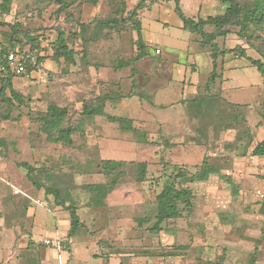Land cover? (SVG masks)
<instances>
[{
  "label": "rangeland",
  "instance_id": "374dc122",
  "mask_svg": "<svg viewBox=\"0 0 264 264\" xmlns=\"http://www.w3.org/2000/svg\"><path fill=\"white\" fill-rule=\"evenodd\" d=\"M218 2L224 10V1ZM115 3L119 4L115 0H99L95 4L78 0L66 13L57 15L56 0H12L8 14L0 16L3 42L10 39L12 25L14 36L21 41L26 31L35 35L44 32L52 37L56 28H61L75 52L73 61L54 59L51 45L44 37L40 49L44 56L42 66L30 77L13 78L20 99L12 104L0 102V114L10 116L8 120H0V214L9 222L19 223L28 206L47 213L51 219H54L51 214L58 210L61 213H55L59 214L56 220L64 228L66 223L70 226L69 211L74 209L81 221L70 235L69 252L41 244L45 233L54 236V229L38 230L33 237L36 244L31 241L30 250L23 252L22 257L32 264L52 251L48 257L55 264L59 260L61 264H254L264 255V184L246 178L239 187L231 170L252 167L254 176L262 178L255 172L263 166V159L252 156L251 150L260 138L264 140V86L252 95L250 88L243 87L245 79L234 71L225 72L226 76L232 74V81L225 84L223 93L218 92L216 85L207 91L210 112L204 118L199 140L207 150V160L217 161L220 155L228 170L221 181L217 173L204 181L176 179L178 170L173 165L180 166L177 161L185 158L188 174L193 173L199 151L184 148L187 153L184 151L182 156L178 150L165 148V138L150 137L149 133L150 142H137L117 121L108 119L116 116L113 108H105L93 117L81 115L82 106L100 97L112 79L111 73L119 68H163L156 78L165 81V85L153 94L160 104L190 94L180 81L182 69L177 63L182 65L188 48L199 44L198 36L177 27L180 18L174 11V2H168L172 7L165 12L154 6L141 17L145 25L149 23L145 27L150 38L147 49L160 46L162 53H153L138 64L123 67L121 62L133 57L135 46L131 37L135 32L122 21ZM134 4L128 1L125 11ZM111 19V23L118 21L113 30L97 24ZM80 23L86 25L84 38L79 34ZM231 29L226 44L243 45L246 55L264 62V25L251 29L243 38L236 27ZM243 58L247 59L242 57L240 61ZM206 76L204 73L201 78ZM124 86L128 88L126 83ZM232 102L236 104H229ZM52 103L67 108L66 124L77 125L70 145L49 142L39 130L37 118ZM214 110H220L219 117ZM233 110L239 111L231 113ZM189 125L195 132L192 122ZM256 129L263 131L262 137L253 134L249 141L251 131ZM102 159L146 161V179L134 181L133 169L126 168V175L101 198V205L95 206L92 201L96 193L87 185L107 180L100 169ZM20 162L37 170L33 177L41 188L27 179L25 168L18 165ZM168 183L189 187L192 203L189 208L179 204V217L166 219L155 227L156 197ZM62 230L66 235L69 233V228ZM15 255L19 256V252Z\"/></svg>",
  "mask_w": 264,
  "mask_h": 264
},
{
  "label": "trees",
  "instance_id": "16d2710c",
  "mask_svg": "<svg viewBox=\"0 0 264 264\" xmlns=\"http://www.w3.org/2000/svg\"><path fill=\"white\" fill-rule=\"evenodd\" d=\"M12 0H1L0 3V16H4L9 12V6ZM78 0H56L57 8L55 13L57 15L61 13H66L73 4ZM88 3L95 4L99 0H85ZM119 4H116V12L122 14V21L126 24H129L132 30L136 33V39L134 42V54L133 57L127 61H122L120 66H128L132 63L141 60L147 54V48L142 38L141 33V22L139 19V11L146 6L147 0H135V4L129 10L125 11L126 0H115ZM174 2V11L179 16L183 23V28L189 32L195 33L198 36L199 45L207 49L210 52V57L213 64V69L209 73L207 81L204 85L203 90L197 92L196 95L187 99L185 103L187 106V111L191 113V116L199 118L198 130L202 134V129H204V118L210 112L207 109V91H209L213 85H216L217 80L222 78V70L224 57L228 53H235L238 56L245 57L249 60L250 64L254 66L257 71L264 76V62L259 59H254L246 55L245 48L243 45H235L231 49H226L224 44V39L232 31L231 27L237 28V34L240 37H245L250 33L251 29H256L264 25V0H248L246 2H239L237 0H223L226 4L225 9L222 13L209 15L206 18H189L186 17L179 5L180 0H172ZM113 19L107 21H99L97 24L105 26L109 29H115L118 21L111 23ZM2 23V22H0ZM6 24V23H3ZM57 33L55 36H45L43 33L34 34L31 32H24L25 39L22 41L16 38L14 35L15 28L12 25L10 34V39L6 42L0 39V44L3 50L6 49H15L17 51L24 50H36L40 54V49L44 45L42 39L47 37L46 40L51 45V51L54 59L63 58L65 61H73L74 59V49L70 47L66 34L61 28H56ZM86 25L80 23L79 25V34L84 38V31ZM41 38V40H40ZM264 47V42L262 43ZM44 56H38V66L37 69L42 66ZM133 66V65H132ZM131 66V67H132ZM16 74L12 71H8L4 77H0V102H5L12 104L15 101L20 99L18 91L13 87V78ZM24 76V75H23ZM218 92L220 93V84L217 86ZM116 92L106 91L102 92L100 97L90 100L88 103H85L82 106L81 115L85 117H93L96 114L103 113L104 105L106 100H113ZM120 94V93H119ZM134 93L129 92L126 96H132ZM219 97V96H218ZM206 100V101H205ZM210 101V100H208ZM213 104L217 103L216 101H211ZM218 104V103H217ZM219 109V107H218ZM218 117L220 115V110L216 111ZM239 110H233L231 113L238 112ZM193 112V113H192ZM68 116V110L64 106H58L56 104H50L47 107L45 113L41 114L38 118L39 130L45 134V138L49 142L53 143H63L70 145L72 143L71 135L78 128L76 124H66L65 118ZM9 114H0V120H8ZM109 120L117 121L119 127L123 130L129 131L132 134V137L137 142L148 143V133L145 130H140L133 126L132 121L121 116H108ZM253 134L250 133L249 141H251ZM165 148L169 147L171 144L163 139ZM199 140V139H197ZM2 143V140H0ZM199 142H201L199 140ZM252 156H257L263 159V168H264V140L256 143L252 150ZM18 165L23 166L26 170L27 179L38 188H41L39 184L33 177L34 172L37 170L30 165H27L25 162H20ZM131 167L133 169V180L137 182H142L146 179L147 175V163L146 161H126V160H116V159H102L100 163V169L103 175L107 178L105 182L98 184H89L87 188L95 191L96 196L93 199V204L95 206L101 205V198L105 197L117 184V182L123 178V175H126V168ZM174 169L178 170L175 178L180 180L181 178L185 179L188 182L192 181H204L210 174L217 173L218 169L216 166L207 160L206 157L202 159V162L199 165L195 166V171L188 174V167L176 166L173 165ZM188 174L189 177H186ZM186 177V178H185ZM261 177L264 178V171L261 174ZM53 193L57 191L53 190ZM192 200V191L189 187H180L174 183L165 184L160 193L156 197L157 202V213L155 215L156 225L166 219L176 218L180 216V209L178 208L179 204H182L184 208H189L191 206ZM70 226L69 233L66 235V239L70 238L80 225L81 221L78 214L74 209H70Z\"/></svg>",
  "mask_w": 264,
  "mask_h": 264
},
{
  "label": "crops",
  "instance_id": "0c3cea01",
  "mask_svg": "<svg viewBox=\"0 0 264 264\" xmlns=\"http://www.w3.org/2000/svg\"><path fill=\"white\" fill-rule=\"evenodd\" d=\"M128 1L130 0H126L127 3ZM132 1L135 3V0ZM171 1L172 0H147L146 6L139 11L141 33L146 48H148L147 41H150V38L147 35L145 27H148L149 23L147 22L145 25L141 17L146 10L152 9V7L154 6H158V9L160 11L163 10L165 12L167 9H169L168 7H172L168 3ZM196 3V1L189 0L179 1L180 8L186 17L193 19L206 18L209 15L219 14L223 12L218 0H199L198 3ZM185 9H188V11H190L189 14H187L188 12L187 10L185 11ZM163 23L168 24V22H166L165 20H163ZM176 25L179 29L182 30V32L187 31L183 28L181 19L177 21ZM229 35H227V37L224 39L226 49H231L236 44H238L235 43L234 45L228 46L226 42H228V39H230ZM131 38L134 41L136 39V33L135 35H132ZM156 49H159L158 53L155 52ZM189 49L190 48H188V50L184 53V56L186 58L184 59L182 65L180 63H177L182 69L180 81L185 84L186 90L190 92L189 95L166 105L160 104L153 99V94L154 91H156L160 86L165 85V81L160 82L157 80L158 78H156V76L160 75L159 73L163 68H159V70L141 69L138 68V66L137 68H119L111 73L112 79L110 80L109 84H106V86H104L105 88L103 89V92H116L113 100H106L104 111L105 108H113L116 116L127 117V119H130L132 121L134 127H143L144 130L149 133L150 137L161 136L162 138H165L171 144L169 147H167V149H171V151L178 150L179 153L182 154V156L184 154V151H186L184 150V148H193V152L199 151L197 152L199 153V160L195 163L196 166L202 162V159L204 157H207V150L204 147L203 143H201L202 141L199 142V140H197L201 136L197 127L199 118L191 116V113L187 111L188 105L185 103V101L196 95L197 92L203 90L208 75L213 69V64L210 57V52L207 49L202 48L199 44L196 45V47H194L193 49ZM153 53L161 54L162 48L160 46H155L151 51L147 49V54L135 64H138L140 61L147 59V57L149 55H153ZM241 59L242 56H238L235 53H228L225 55L223 70L221 72L222 78L221 80H217L215 82L216 86L220 84V93H223L225 84L232 81V74L226 76L225 72H239L241 74V77H243L247 82L246 86L243 87L250 88L252 91V95L255 94V90L257 92V90L264 86V78L262 77L263 75H261L257 71V69L250 64L249 60L243 58L244 60L240 61ZM204 73H207L206 78H201V75H203ZM124 83H126L128 87L127 89L124 86ZM131 91L134 94L132 96H126V94ZM248 103L250 102H247L245 104ZM229 104L233 105L236 103L232 102ZM191 122L193 124V127L195 126V132L193 131L192 127L190 128L189 124H191ZM251 132V134H255L256 137H262L263 131H259L256 129L255 132ZM173 140H185L187 142H191L185 144V142L182 143L181 141L180 143H177L176 141L175 143V141ZM259 141H262V138H260ZM179 148H181V150H179ZM185 153H187V151ZM218 157L219 158L217 161H213L211 159H209L208 161L212 162L218 169L217 175L220 178L219 181H221L224 178V172L228 170V164L225 162L222 156L219 155ZM184 159L185 158H180L177 163H179L180 166L187 164L186 160ZM253 170L254 169H252V167H234L231 170V176L235 182V185L241 187L243 180H245L246 178L251 180V182L260 181L264 184V178L255 177ZM263 171V166L260 168L258 167L255 174L261 175ZM5 180L8 181L7 178H5ZM8 183L11 184L13 182L10 181ZM5 188L6 187L4 186V189ZM24 212L25 214L22 216L19 223H15L14 221L9 222L6 216L4 217L0 214V264H29L27 259L25 257H22V254L23 252H27L30 250L31 245L29 244L31 241L35 243L33 237L38 230L46 232L51 229L55 230L54 236L47 233L43 235L42 239L40 240L41 244L43 245H45L43 242L45 238H50L52 240L66 239V234L63 233L62 229L69 228V223H66L68 224V227L63 226L64 228H62L60 223L57 222L56 217L59 214L56 215L55 213L60 211L56 210L54 211V215L51 214L54 219H51L47 213L41 212L32 206L26 207ZM19 248H21V250H19ZM67 251L69 252L70 249L68 248ZM15 252H19V256L15 255ZM52 253V251H48L46 257H38V260L34 261L32 264H55L53 263V261H51V258L48 257H51ZM59 264H61L60 260ZM254 264H264V255L263 258L256 260Z\"/></svg>",
  "mask_w": 264,
  "mask_h": 264
},
{
  "label": "built area",
  "instance_id": "2783aa9c",
  "mask_svg": "<svg viewBox=\"0 0 264 264\" xmlns=\"http://www.w3.org/2000/svg\"><path fill=\"white\" fill-rule=\"evenodd\" d=\"M155 52L158 53L159 49H156ZM39 55V52L36 50H3L0 44V77H4L8 71L30 77L37 69V59ZM43 242L45 245L56 247L59 251H65L72 243V239L52 240L50 238H45Z\"/></svg>",
  "mask_w": 264,
  "mask_h": 264
}]
</instances>
